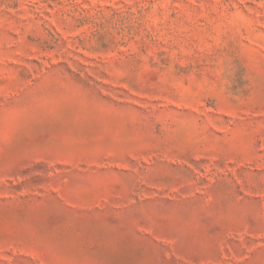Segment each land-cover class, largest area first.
<instances>
[{
  "label": "rangeland",
  "instance_id": "rangeland-1",
  "mask_svg": "<svg viewBox=\"0 0 264 264\" xmlns=\"http://www.w3.org/2000/svg\"><path fill=\"white\" fill-rule=\"evenodd\" d=\"M0 264H264V0H0Z\"/></svg>",
  "mask_w": 264,
  "mask_h": 264
}]
</instances>
